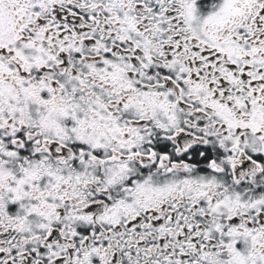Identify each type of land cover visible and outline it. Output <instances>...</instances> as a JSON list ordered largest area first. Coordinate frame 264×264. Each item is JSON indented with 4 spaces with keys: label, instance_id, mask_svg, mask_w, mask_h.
I'll list each match as a JSON object with an SVG mask.
<instances>
[{
    "label": "snow or ice",
    "instance_id": "1",
    "mask_svg": "<svg viewBox=\"0 0 264 264\" xmlns=\"http://www.w3.org/2000/svg\"><path fill=\"white\" fill-rule=\"evenodd\" d=\"M0 264H264V0H0Z\"/></svg>",
    "mask_w": 264,
    "mask_h": 264
}]
</instances>
